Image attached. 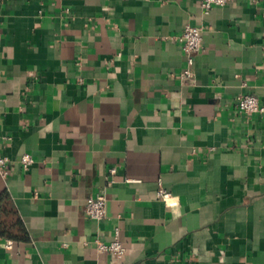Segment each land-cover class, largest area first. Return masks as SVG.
Listing matches in <instances>:
<instances>
[{
  "label": "crops",
  "instance_id": "crops-1",
  "mask_svg": "<svg viewBox=\"0 0 264 264\" xmlns=\"http://www.w3.org/2000/svg\"><path fill=\"white\" fill-rule=\"evenodd\" d=\"M201 1L0 0V195L28 235L0 264H264V115L237 108L264 101V0Z\"/></svg>",
  "mask_w": 264,
  "mask_h": 264
},
{
  "label": "built area",
  "instance_id": "built-area-1",
  "mask_svg": "<svg viewBox=\"0 0 264 264\" xmlns=\"http://www.w3.org/2000/svg\"><path fill=\"white\" fill-rule=\"evenodd\" d=\"M229 0H202L201 7L208 12L215 6H225ZM181 43L182 50L186 56V67L181 72L183 79L192 80L194 78L195 57L201 51L203 44L202 30L199 27L186 25L183 32L177 37ZM237 108L245 114H261L264 115V101L257 96L249 93H242L237 97ZM12 160L6 155L0 153V175L7 176L10 173ZM21 166L28 169L33 163L34 158L30 153H24L20 158ZM116 169H111V173H115ZM158 198L166 202L172 197L171 192L160 187L157 192ZM85 214L88 218L101 220L106 217V197L104 192H99L95 196H90L86 200ZM99 251L108 252L113 256L120 258L124 255L126 249L120 241L119 230L116 228L114 237L111 241L106 242L100 239L96 240Z\"/></svg>",
  "mask_w": 264,
  "mask_h": 264
},
{
  "label": "trees",
  "instance_id": "trees-1",
  "mask_svg": "<svg viewBox=\"0 0 264 264\" xmlns=\"http://www.w3.org/2000/svg\"><path fill=\"white\" fill-rule=\"evenodd\" d=\"M0 237L16 240L28 238L25 226L7 192L0 195Z\"/></svg>",
  "mask_w": 264,
  "mask_h": 264
}]
</instances>
